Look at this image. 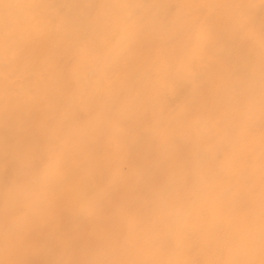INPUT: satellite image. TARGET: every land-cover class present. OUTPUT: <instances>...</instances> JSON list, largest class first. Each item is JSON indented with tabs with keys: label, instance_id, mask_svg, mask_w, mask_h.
<instances>
[{
	"label": "snow or ice",
	"instance_id": "6c2138e0",
	"mask_svg": "<svg viewBox=\"0 0 264 264\" xmlns=\"http://www.w3.org/2000/svg\"><path fill=\"white\" fill-rule=\"evenodd\" d=\"M156 4L157 0H112L109 6L114 11L104 16L91 34L85 27L90 23L87 16L80 18L76 31L68 29L58 11L52 19L9 17L7 37L18 41L9 58V63L17 62L9 73V88L22 86L26 101L47 103L51 108L46 89L51 77L59 75L69 87L87 84V91L77 98L86 118L90 105L106 109L117 103L135 73L137 100L147 121L144 130L152 132L162 145L180 136L191 152L186 159H173L169 166L170 190L161 196L166 205L161 214L141 220L127 206L113 202L94 214L93 224L111 216L124 228L126 245L183 248L191 242L208 257L201 264H237L219 258L220 254H239L258 242L259 264H264V125L257 129L253 118L258 109L264 120V54L257 96L251 65L238 57L210 55L213 33L196 11L202 0H175L165 10H158ZM16 7L27 6L18 3ZM174 7L191 11L179 15ZM105 33L115 39L103 38ZM53 35L60 38L59 59L50 55L49 38ZM114 49H119L118 53ZM209 62L215 67L208 77L207 93L194 113L173 123L169 100L180 83L196 84ZM84 122L72 120L63 134L56 136L45 163L50 170L33 190L38 196H47L64 177L63 150ZM121 133L127 134V130L121 129ZM117 147L121 156L112 172L114 181L125 179L128 167L123 146ZM241 175L243 182L233 184L232 178ZM90 199L86 191L79 192L73 210L86 207ZM257 214L258 235L253 227ZM55 215L56 207L49 204L38 213L37 223L48 224ZM245 264L258 262L253 259Z\"/></svg>",
	"mask_w": 264,
	"mask_h": 264
},
{
	"label": "clouds",
	"instance_id": "9594fccd",
	"mask_svg": "<svg viewBox=\"0 0 264 264\" xmlns=\"http://www.w3.org/2000/svg\"><path fill=\"white\" fill-rule=\"evenodd\" d=\"M111 2L0 0V264H201L208 258L194 249L191 242L183 248L126 245L124 228L115 224L111 216L98 224L92 222L96 212L113 202L127 206L141 220L161 214L166 208L161 196L170 190L169 166L173 159H186L191 152V146L180 136H173L162 145L152 132L144 130L147 121L137 100L135 73L129 77L117 103L106 109L90 105L86 118L77 98L87 91V84L69 87L59 75L51 77L46 85L51 108L47 103L26 101V89L22 86L9 88V73L17 63H9L10 53L18 47L17 40L7 37L9 17L52 19L58 11L68 29L76 31L80 18L87 16L90 23L85 27L91 34L102 18L114 11L109 6ZM18 3L27 7L18 9ZM174 3L175 0H157L156 8L165 10ZM93 4L103 7L90 8ZM172 10L179 15L191 11L180 7ZM196 11L201 23L213 33L210 55L238 57L251 65L252 86L258 96L260 57L264 54V0H202ZM103 38L115 39L110 33ZM59 39L55 35L49 38L54 59L62 55ZM113 51L118 53L119 49ZM214 67L209 62L196 84L178 85L175 96L169 100L173 123L196 111L210 87L208 77ZM253 118L257 129L264 125L258 109ZM78 119L85 122L63 150L64 177L47 196H38L33 190L50 170L45 163L56 136ZM121 129L127 130V134H122ZM117 145L123 146L128 167L125 179L114 181L112 172L121 156ZM259 150L257 144L256 155ZM243 180V175L237 176L232 183ZM81 191H86L91 199L86 207L73 210ZM49 204L56 207L54 219L48 224L37 223L38 213ZM253 227L258 235V214ZM219 258L237 264L255 259L259 264L258 242L245 252L220 254Z\"/></svg>",
	"mask_w": 264,
	"mask_h": 264
}]
</instances>
